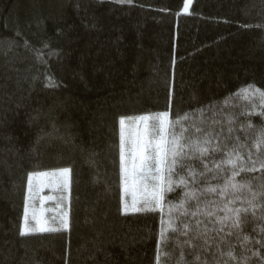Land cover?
<instances>
[{
  "label": "trees",
  "instance_id": "obj_1",
  "mask_svg": "<svg viewBox=\"0 0 264 264\" xmlns=\"http://www.w3.org/2000/svg\"><path fill=\"white\" fill-rule=\"evenodd\" d=\"M185 1L0 0V264H264V108L235 95L264 90V0ZM161 112L216 138L203 164L183 161L195 176L165 172L160 206L123 211L120 119ZM224 144L257 161L227 196ZM61 168L65 226L22 235L29 176Z\"/></svg>",
  "mask_w": 264,
  "mask_h": 264
},
{
  "label": "snow or ice",
  "instance_id": "obj_2",
  "mask_svg": "<svg viewBox=\"0 0 264 264\" xmlns=\"http://www.w3.org/2000/svg\"><path fill=\"white\" fill-rule=\"evenodd\" d=\"M250 93L252 95H258L262 108H264V90L257 88L255 85H248L239 90L235 95L240 96L243 100H249ZM264 114V112H262ZM133 119V118H130ZM188 116L185 114L183 117L177 116L175 120H169L168 112L157 113L153 116L142 115L133 119L134 127L130 129V133H126L125 119H120V167H121V180L125 188V191L131 190L133 194L131 208L133 211L138 210H152L155 206H160L163 200L165 192V172L169 175L167 177V184L171 185V174L177 168H188L189 174L195 176L196 173L191 165H185L184 160L199 159L203 164V158L209 152V146L212 145L213 139L216 138L214 132H209L204 128L196 126L195 132H192L189 128L183 126L182 121L187 120ZM153 121L154 123H149ZM179 126L180 131L176 129ZM252 127V125H249ZM231 131V129H229ZM254 145L257 151L264 150V127L256 133ZM228 149V145H216L211 147L212 152L222 151ZM238 146H233L231 149L225 151L227 159L223 163L231 165L234 169L232 176L225 181L224 186L220 189L221 196H227L229 193V187L232 193H236L241 187L247 185H241L235 182V177L240 172L245 170H255V164L257 161H252L253 168L245 169L243 164L237 165V161L241 160V154L237 150ZM260 168L264 169V157H258ZM219 167V165L217 166ZM204 168L207 169V164H204ZM238 168V171L236 170ZM68 172V169L61 170V175ZM204 173H201L203 175ZM181 184L187 182L183 179ZM32 187V176H29V191ZM264 187V185H262ZM168 190H171L170 188ZM207 192L215 193L216 189L207 188ZM137 192L141 194L140 198L137 197ZM185 197L195 198V192H185ZM235 199L234 195L232 199H229L228 203L231 204ZM143 203V208L138 209L137 204ZM210 202V201H209ZM184 200H181L179 205L173 207H184ZM200 202L197 200V210L191 213L193 216L197 215L200 211ZM226 211H233L225 205ZM27 203L25 206V219L28 216ZM247 209H235V214L232 217V227H240L243 223L241 212H246ZM210 215V213H209ZM226 215L223 220H228ZM39 223V222H38ZM199 221H197L196 227L193 229V239L198 238L200 235H206L199 230ZM171 227V225H169ZM188 224H184V228L187 229ZM42 224L40 225V231H48ZM54 230V229H53ZM21 234H24L22 230ZM187 235V232L182 233ZM232 256L231 251L228 253Z\"/></svg>",
  "mask_w": 264,
  "mask_h": 264
},
{
  "label": "rangeland",
  "instance_id": "obj_3",
  "mask_svg": "<svg viewBox=\"0 0 264 264\" xmlns=\"http://www.w3.org/2000/svg\"><path fill=\"white\" fill-rule=\"evenodd\" d=\"M190 4L191 0L185 1L184 11H187L189 9ZM133 119H125L126 133H130V129L134 127ZM149 123L154 122L150 121ZM63 169L67 168L31 174V191H29L28 178L26 190V203L29 211L27 219H25L24 211V218L22 224V230L24 232L40 231L41 224L49 230L53 228L52 223L58 222L60 225L65 226L67 220L65 199L67 196L66 189L68 186L69 179L68 172L64 175L60 174L61 170ZM140 196L141 194L137 192V197L140 198ZM132 199V191H125V188L122 184L123 211H132ZM139 204L140 203H138L137 206Z\"/></svg>",
  "mask_w": 264,
  "mask_h": 264
}]
</instances>
